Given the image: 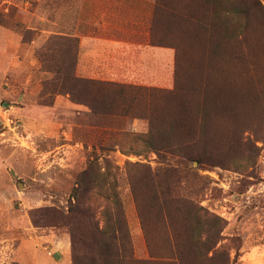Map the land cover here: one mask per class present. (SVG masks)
I'll return each mask as SVG.
<instances>
[{"label":"rangeland","instance_id":"374dc122","mask_svg":"<svg viewBox=\"0 0 264 264\" xmlns=\"http://www.w3.org/2000/svg\"><path fill=\"white\" fill-rule=\"evenodd\" d=\"M156 2L0 0V264H264V147L248 158L208 144L252 138L264 118V11L250 28L259 51L251 62L258 84L252 97L232 95L239 60L209 56L210 128L198 147L191 146V116L163 133L165 111L172 114L190 93L195 62L190 46L178 59L168 45L182 40L188 25L155 10ZM171 91L175 103L166 100ZM215 97L232 100L235 110L221 113ZM138 133L147 134L144 142L132 136ZM165 141L175 154L158 155ZM193 149L206 150L202 162L183 157ZM96 156L99 174L85 207L102 229L120 196L125 228L114 245L81 230L80 219H63L77 175ZM158 169L157 181L150 180ZM198 206L222 220L201 229V241Z\"/></svg>","mask_w":264,"mask_h":264},{"label":"trees","instance_id":"16d2710c","mask_svg":"<svg viewBox=\"0 0 264 264\" xmlns=\"http://www.w3.org/2000/svg\"><path fill=\"white\" fill-rule=\"evenodd\" d=\"M175 1L176 0H157L155 10L163 8L166 11L173 12L176 14V18L180 20L181 24L188 25L185 29V37L174 44L168 45H174L173 47H175L178 52V59L182 47L188 48L190 46L194 50L195 66L193 69L195 74L194 79L189 83L191 84L190 93L187 94L186 91L181 94L182 99L180 105H178V102L176 103L174 112V105H170L172 107L173 115L171 114V109H167L165 111L164 119L161 120V126H165L163 133L166 135L172 128L173 130L176 128V123L177 126L183 125L188 117L191 116L193 123L197 127L196 131L194 130L196 127L193 129L194 131H190L194 134V137L190 140L191 146H194L200 141V138H207L210 128L209 121L211 118L207 93L210 87L207 79V73L210 69L209 56L211 57L215 56V54H219L221 60L224 59L225 62H235L236 60L241 62L242 67L240 69L234 66V69H236L234 72L235 76L233 77L234 80L232 85L230 84L232 95H234L236 99L237 97L239 98L244 96H248L250 98L257 92L258 84L256 83V66H252L251 62H253L254 58L259 53L256 46H254L255 43L258 42V37H254L252 35L250 28L254 27L257 29L255 26L256 21H254V16L256 13H260L261 10L264 11V0H177L176 7L173 6ZM261 20L264 21L263 19ZM260 39L264 40V33L262 36L260 35ZM161 43L167 45L165 34L164 39H161ZM237 44L240 47L239 52L235 50ZM74 67L75 61L70 68L64 71L65 79H73ZM88 82L90 84H99V82ZM178 83L179 81L177 80V84ZM105 84L108 86L113 85V83L110 82H106ZM177 86L181 87L180 84ZM220 88L221 87L215 88L216 92L214 93L218 94L221 92ZM84 89L88 93L91 92L89 87ZM136 92L139 93V91ZM176 99V97L174 98L173 91L169 92L168 97H166L167 101L169 100L174 103ZM225 102L226 100L218 101L215 97L214 103L217 105V108L219 107V109H221V113L222 110L232 113V110H235V104L232 100H227V102L232 106L230 107L229 104ZM92 107L94 108V106ZM171 115L172 118H170ZM175 116L177 119H175ZM140 117H143V115L140 114ZM153 120L154 119H149L150 126ZM260 120L261 123H256L258 128L253 130L254 132L252 138L242 136L237 139L238 142L236 143L235 137L231 135V137L235 139V143L232 141H229L228 144H225V142L222 144H210L207 142L210 149L213 152L221 153L224 151L225 147L228 146L226 147L227 153L228 150L231 149L234 150V153H236L235 155L238 157L257 158L261 155V151L264 147V123H262L264 122V118H261ZM157 132L159 133L161 131L158 130ZM149 134L152 136L155 133L151 129ZM132 136L136 137L137 140L144 142L147 134L138 133L132 134ZM258 142H261V145H259ZM164 144L165 145L161 148H155L158 155L161 156L164 153L166 155L168 153L175 154V152L171 149V146H168V141H165ZM198 147H200V142ZM121 149L124 150V148ZM204 154H206V150L193 149L189 152V154H185L183 157L202 162V156ZM228 154L232 153L230 152ZM98 160L97 156L96 158H90L87 167L77 175L75 185L71 191L72 198L69 207L70 212L68 215L63 216V219H68L71 222L73 221V223L74 220L80 219L84 222L83 226H81V230L88 227L89 230H91V233L96 234L95 238L102 236L105 240L109 239L110 243L114 245L113 242L121 240L120 234L125 228V219L120 196L118 194L113 196L117 210L115 211L114 216L111 212H109V210L105 212L107 214V221L102 229H100L95 223V218H93L94 215L91 209L85 207V197L87 196L88 189L90 188L89 186H91L94 181H97L95 171H98L99 169ZM106 161L108 160L106 159ZM160 164H165V161H160ZM166 172L168 173V171ZM160 175L161 171L158 169L154 174L149 175L150 180L157 181ZM106 176L107 173H104L103 176L98 178L105 180ZM133 189L136 190V186H134ZM157 195V198L160 199V194ZM167 197H169L172 201H175L173 200L171 193L170 195L168 194ZM143 198L144 197H141L139 202L144 203ZM164 201L166 202L167 200L165 199ZM108 216L110 220L108 219ZM212 219L216 221V225L217 222L222 221L218 216L211 217L207 207L198 206V208L195 209L193 220L197 223V234L195 236L199 238L198 241H201L202 238V235L199 233L200 230L205 228V231H208V226ZM110 222L112 224H110ZM73 231L75 232L77 229H74ZM72 239L73 246L75 248L76 240L74 239V235ZM106 244L108 243L106 242ZM206 244L207 241L204 239L203 245ZM213 246L214 245L209 247V249ZM108 248L111 249V247ZM222 261L223 262L220 264H230L227 260L222 259ZM236 261L237 259H235V262Z\"/></svg>","mask_w":264,"mask_h":264},{"label":"crops","instance_id":"0c3cea01","mask_svg":"<svg viewBox=\"0 0 264 264\" xmlns=\"http://www.w3.org/2000/svg\"><path fill=\"white\" fill-rule=\"evenodd\" d=\"M46 238V237H45ZM47 239V238H46Z\"/></svg>","mask_w":264,"mask_h":264}]
</instances>
